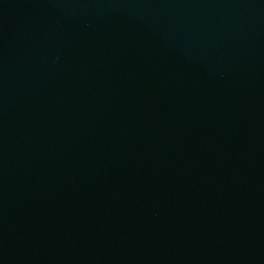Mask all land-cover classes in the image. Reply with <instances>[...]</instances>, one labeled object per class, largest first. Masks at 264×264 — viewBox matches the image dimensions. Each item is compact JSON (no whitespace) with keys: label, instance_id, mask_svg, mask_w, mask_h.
<instances>
[{"label":"water","instance_id":"obj_1","mask_svg":"<svg viewBox=\"0 0 264 264\" xmlns=\"http://www.w3.org/2000/svg\"><path fill=\"white\" fill-rule=\"evenodd\" d=\"M0 264H264V0H0Z\"/></svg>","mask_w":264,"mask_h":264}]
</instances>
